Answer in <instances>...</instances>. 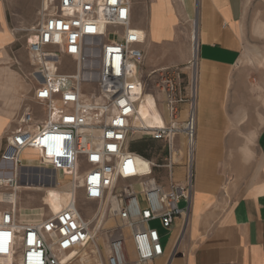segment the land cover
<instances>
[{
    "label": "built area",
    "instance_id": "obj_1",
    "mask_svg": "<svg viewBox=\"0 0 264 264\" xmlns=\"http://www.w3.org/2000/svg\"><path fill=\"white\" fill-rule=\"evenodd\" d=\"M135 27L132 0H43L27 44L36 106L23 111L8 137L1 159L9 170L0 175V189L17 191L23 179L53 183L50 171L59 172L94 205L85 216L75 195L53 216L25 224L14 208L0 210V229L14 232L20 243V264H85L83 258L97 252L106 264H154L165 245L153 223L170 229L176 218L190 212L197 89L186 84L175 66L152 70L150 75H158L161 99L156 102L165 123L134 124L147 85L141 47L146 34L139 38ZM66 58L71 70L61 69ZM178 134L188 141L185 179L164 185L155 167L173 171L182 163L170 159L157 164L135 150L134 140L163 141L172 156ZM26 148L38 151V165L24 161ZM138 154L149 168H141Z\"/></svg>",
    "mask_w": 264,
    "mask_h": 264
},
{
    "label": "crops",
    "instance_id": "obj_2",
    "mask_svg": "<svg viewBox=\"0 0 264 264\" xmlns=\"http://www.w3.org/2000/svg\"><path fill=\"white\" fill-rule=\"evenodd\" d=\"M149 1L141 11L144 15L133 21L146 29L141 45L145 71L173 62L156 63L153 56L165 55L170 52L168 45L184 41L178 23L184 16L195 28L200 81L191 209L170 229L158 225L165 237V253L154 264H264V132L244 127L240 136L234 133L236 117L230 108L231 76L244 46L243 0ZM187 109L184 104L183 115ZM176 136L173 147L184 152L186 137ZM180 166L178 175L174 167L171 179L161 182L184 181L186 168ZM230 175L233 180L224 195L222 188Z\"/></svg>",
    "mask_w": 264,
    "mask_h": 264
},
{
    "label": "rangeland",
    "instance_id": "obj_3",
    "mask_svg": "<svg viewBox=\"0 0 264 264\" xmlns=\"http://www.w3.org/2000/svg\"><path fill=\"white\" fill-rule=\"evenodd\" d=\"M173 1L182 4L181 0ZM146 3L149 5L150 1L132 0V24L134 20L140 19L141 15H144L141 11L146 9ZM42 4L43 0H0V34L7 32L0 40V113L7 115L9 119L0 133V175L7 174L9 170L1 159L8 143V137L17 128L23 111L29 106H36L34 100L36 79L27 51V44L32 33L31 28L39 18ZM178 23L180 24L179 32L184 35V41L180 44L168 45L170 52L165 55L160 54L159 57L154 55L153 60L156 63L173 61L163 67L175 66L179 68L183 72L186 84H190V88L194 86L197 89L198 97L199 58L197 63V56L193 50L196 46L198 48L196 37L195 42L193 41L195 28L192 21L184 16L178 19ZM137 29L139 38H143L146 29L141 27ZM242 35L244 38L242 56L239 65L232 73L229 93L232 115L236 117L232 131L239 133V136L244 127H249L255 132H264V0H243ZM146 65L147 61L143 65L147 82L145 100L157 107L159 106L157 102L161 99L157 87L158 75H150L151 71H145ZM72 68L70 60L66 58L61 69L71 70ZM158 68H162V65L155 66V69ZM6 83L12 89L5 88L3 85ZM148 101L146 102L150 104ZM141 115L149 125L157 126L164 123L162 116L157 111L149 113L142 110ZM134 143L137 147L143 148L147 157L157 164H165L176 156L174 154L171 156L168 153V146L165 142L153 140L147 136L135 139ZM175 145L179 146L178 140L175 141ZM185 147L184 152H177L183 158V165L187 162L189 150L186 138ZM24 159L29 160L26 157ZM181 167L180 165L175 166V176L181 171ZM50 174L56 182L23 179L22 185L16 193L17 202L15 204L6 202V198L10 195L2 194L0 210L7 207L14 208L19 222L36 223L58 213L76 195L81 212L89 217L94 204L85 201L82 188L78 186L75 191L68 176H64L63 181L59 182L58 173L50 171ZM155 174L160 181H165L171 179L173 172L166 166H158L155 167ZM262 177L264 176L262 175ZM232 180L233 175L228 176L227 183L222 188L224 195L228 194V183ZM5 191V189H0V192ZM7 191L16 192L11 187H8ZM181 205H184L183 201ZM153 224L158 226L157 223ZM164 240L165 237H163ZM127 247L131 259H133L134 247L131 240L127 241ZM102 253L106 256L105 253H108L106 247ZM20 254V243L17 241L15 233L8 229H0V264H20ZM101 255L97 252L88 258L84 257L83 260H86L88 264H102L103 261L105 262V258L100 257Z\"/></svg>",
    "mask_w": 264,
    "mask_h": 264
},
{
    "label": "bare ground",
    "instance_id": "obj_4",
    "mask_svg": "<svg viewBox=\"0 0 264 264\" xmlns=\"http://www.w3.org/2000/svg\"><path fill=\"white\" fill-rule=\"evenodd\" d=\"M7 33V32H6ZM6 33H1L0 34V40L2 39V36L4 35L5 36V34ZM193 41L195 42V36L193 37ZM194 54H195V56H197V54H198V48H197V46L196 47H194ZM1 86H2V84H1ZM5 88H10V89H12V87L11 86H8V84L6 83L5 85H3ZM2 86V87H3ZM3 90V89H2ZM146 101H148V100H145V95H143L142 96V100H141V102H140V105L138 106V113H137V115H136V117L134 118V124H136V125H145V126H153L154 127V125H149L145 120H144V118H142L141 117V111L142 110H145V111H147V112H149V113H151L152 111H157V112H159L160 113V115L162 116V118H163V120H164V123H165V118H164V116H163V113H162V110H161V108L159 107V106H155L154 104H152V103H150L149 101V103L151 104H148ZM9 119H8V116L7 115H2L1 113H0V133H1V131L3 130V128H4V126H5V123L8 121ZM163 123V124H164ZM157 126H159V125H157ZM180 153L179 152V150H177L176 148L173 150V154L174 155H176V156H174L173 158H172V161H175V162H183V158L182 157H180L181 155H179L178 153ZM179 155V156H178ZM21 156L24 158V157H26L27 159H29V160H24L26 163H27V165L28 166H32V165H34L35 166V164H39L40 163V161L38 160L39 159V154H38V151L36 150V149H34V148H26L24 151H23V153L21 154ZM138 159H139V162H140V164H141V168H143V169H146V168H149V166H148V161H147V159L145 158V157H142L141 155H139L138 154ZM29 170H32V169H29ZM37 173V171H30L29 173ZM28 173V172H27ZM58 173V176H59V182L60 181H63V177H64V175H62V173H59V172H57ZM51 176H52V174H51ZM21 185H22V181H21V184L19 185V188L21 187ZM16 193H17V191L16 192H13L12 194H9L8 192H0V201H2V199H1V195L3 194V195H10L9 197H7L6 198V202H8V203H13V204H15L16 202H17V195H16ZM12 195V196H11ZM77 206V205H76ZM77 208H78V206H77ZM107 248V247H106ZM107 252H108V249H107ZM98 254L99 255H101V253L100 252H98ZM100 257H102V255L100 256ZM85 261V264H88L87 262H86V260H84ZM100 262V261H99ZM90 264H92V263H90ZM102 264H106V260H105V262L103 261L102 262Z\"/></svg>",
    "mask_w": 264,
    "mask_h": 264
},
{
    "label": "trees",
    "instance_id": "obj_5",
    "mask_svg": "<svg viewBox=\"0 0 264 264\" xmlns=\"http://www.w3.org/2000/svg\"><path fill=\"white\" fill-rule=\"evenodd\" d=\"M135 150L138 151L140 154H142V155L147 157V153H146V151L143 148L137 147V148H135Z\"/></svg>",
    "mask_w": 264,
    "mask_h": 264
}]
</instances>
